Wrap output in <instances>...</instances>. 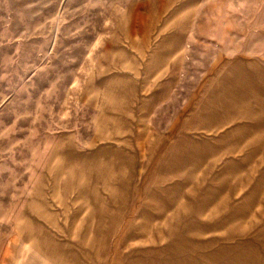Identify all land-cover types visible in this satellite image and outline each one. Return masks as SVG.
Instances as JSON below:
<instances>
[{
  "label": "rangeland",
  "instance_id": "obj_1",
  "mask_svg": "<svg viewBox=\"0 0 264 264\" xmlns=\"http://www.w3.org/2000/svg\"><path fill=\"white\" fill-rule=\"evenodd\" d=\"M0 264H264V0H0Z\"/></svg>",
  "mask_w": 264,
  "mask_h": 264
}]
</instances>
